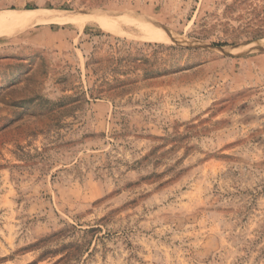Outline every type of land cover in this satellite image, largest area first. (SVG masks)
Segmentation results:
<instances>
[{"label":"rangeland","instance_id":"1","mask_svg":"<svg viewBox=\"0 0 264 264\" xmlns=\"http://www.w3.org/2000/svg\"><path fill=\"white\" fill-rule=\"evenodd\" d=\"M23 10L67 20L0 27V264H264V0Z\"/></svg>","mask_w":264,"mask_h":264},{"label":"bare ground","instance_id":"2","mask_svg":"<svg viewBox=\"0 0 264 264\" xmlns=\"http://www.w3.org/2000/svg\"><path fill=\"white\" fill-rule=\"evenodd\" d=\"M67 20L66 17H57V15L49 14L48 12H40L39 10H23V12H11L9 14H0V27L2 25L14 24L28 20ZM109 23L116 27L121 33L128 34L130 30L125 27H133L139 31V38L144 40L163 41L168 37L161 29H155L144 23L137 17L118 16L109 19ZM131 34V33H130ZM134 35V34H133Z\"/></svg>","mask_w":264,"mask_h":264}]
</instances>
